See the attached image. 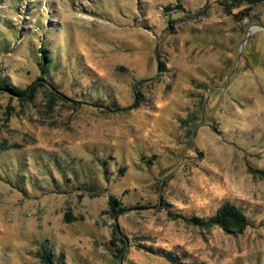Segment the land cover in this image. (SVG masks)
I'll return each mask as SVG.
<instances>
[{"label": "rangeland", "instance_id": "rangeland-1", "mask_svg": "<svg viewBox=\"0 0 264 264\" xmlns=\"http://www.w3.org/2000/svg\"><path fill=\"white\" fill-rule=\"evenodd\" d=\"M0 80V264H264V0H0Z\"/></svg>", "mask_w": 264, "mask_h": 264}, {"label": "trees", "instance_id": "trees-1", "mask_svg": "<svg viewBox=\"0 0 264 264\" xmlns=\"http://www.w3.org/2000/svg\"><path fill=\"white\" fill-rule=\"evenodd\" d=\"M257 1V0H254ZM181 7V5H178ZM40 52L42 54L41 62L39 63L40 71L42 74H46L50 69L54 66V57L48 51V46L46 44L41 45ZM39 80H42V77H38ZM0 89H5L12 96L25 100L30 98V94L32 93V86H27L25 89L19 87H9L4 82L0 80ZM109 205L114 214L117 212H121L124 210L119 201L114 198H110ZM190 221L200 227H211V226H220L223 228L233 227L236 229V232L243 233L245 228L248 226V218L241 207L235 205L230 202H226L210 216L208 217H197L193 216ZM115 246V245H114ZM116 247V246H115ZM118 252H122V248L118 249ZM41 260L44 264H55L54 255L50 254L48 249L43 247L40 252ZM164 257L171 261V263L175 264L176 261L172 258L171 253H167Z\"/></svg>", "mask_w": 264, "mask_h": 264}]
</instances>
